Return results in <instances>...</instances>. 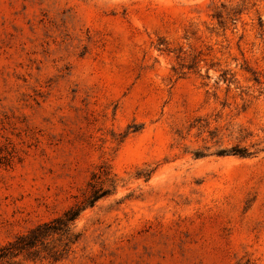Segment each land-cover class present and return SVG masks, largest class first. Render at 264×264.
<instances>
[{
    "label": "rangeland",
    "instance_id": "374dc122",
    "mask_svg": "<svg viewBox=\"0 0 264 264\" xmlns=\"http://www.w3.org/2000/svg\"><path fill=\"white\" fill-rule=\"evenodd\" d=\"M71 208L9 263L264 264V0H0V246Z\"/></svg>",
    "mask_w": 264,
    "mask_h": 264
},
{
    "label": "trees",
    "instance_id": "16d2710c",
    "mask_svg": "<svg viewBox=\"0 0 264 264\" xmlns=\"http://www.w3.org/2000/svg\"><path fill=\"white\" fill-rule=\"evenodd\" d=\"M248 155L247 151L241 153ZM91 203V201H90ZM80 208H71L63 216L57 217L49 222L39 224L35 228L31 229L28 233L19 235L15 240L9 242L6 245L0 246V263L6 261V264H10L9 261L17 256L27 253L28 255L40 256L43 250H47L50 257L59 259L67 250L69 243L75 242L76 238L71 237V225L75 222L79 216ZM55 235H62L68 237L69 241L66 243L63 249L57 246H49V239Z\"/></svg>",
    "mask_w": 264,
    "mask_h": 264
}]
</instances>
